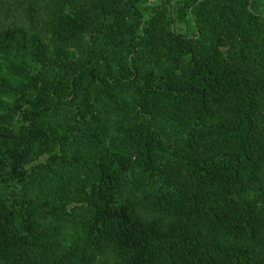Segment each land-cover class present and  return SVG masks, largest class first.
Listing matches in <instances>:
<instances>
[{
  "label": "trees",
  "instance_id": "obj_1",
  "mask_svg": "<svg viewBox=\"0 0 264 264\" xmlns=\"http://www.w3.org/2000/svg\"><path fill=\"white\" fill-rule=\"evenodd\" d=\"M0 264H264V0H0Z\"/></svg>",
  "mask_w": 264,
  "mask_h": 264
},
{
  "label": "rangeland",
  "instance_id": "obj_2",
  "mask_svg": "<svg viewBox=\"0 0 264 264\" xmlns=\"http://www.w3.org/2000/svg\"><path fill=\"white\" fill-rule=\"evenodd\" d=\"M174 25H175L176 30L181 32V33L187 31V27L185 26V24L175 23ZM71 55H72V60L77 61L78 54L76 52H74L73 50H71Z\"/></svg>",
  "mask_w": 264,
  "mask_h": 264
}]
</instances>
